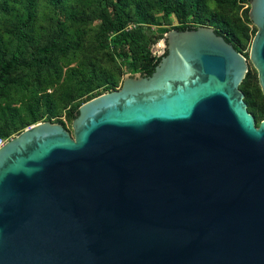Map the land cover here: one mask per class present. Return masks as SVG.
<instances>
[{
  "label": "water",
  "instance_id": "95a60500",
  "mask_svg": "<svg viewBox=\"0 0 264 264\" xmlns=\"http://www.w3.org/2000/svg\"><path fill=\"white\" fill-rule=\"evenodd\" d=\"M249 60L264 94V0ZM148 70L63 124L0 146V264H264V118L246 58L209 26L172 28Z\"/></svg>",
  "mask_w": 264,
  "mask_h": 264
},
{
  "label": "trees",
  "instance_id": "16d2710c",
  "mask_svg": "<svg viewBox=\"0 0 264 264\" xmlns=\"http://www.w3.org/2000/svg\"><path fill=\"white\" fill-rule=\"evenodd\" d=\"M230 1L235 3L237 0ZM62 5L64 20L58 22L44 44H37L24 54L23 45L27 44L28 33L34 25L37 2L0 0L2 13H12L15 17L12 28L7 30L8 36H0V133L6 136L17 130L19 123H36L41 117V109L53 112L56 104L66 108L79 97L85 96L81 103L93 98L95 95L90 92L108 80L106 72L97 71L87 63L72 65L71 55L82 40V21L76 20ZM154 9L165 14L174 13L180 21L173 26L175 29L214 26V30L240 52L219 28L223 27V20L209 10L207 0H112V11L107 6L100 9V32L107 34L108 40L99 38V43L102 47H110L127 72L148 70L157 56L152 53V46L169 30L164 27L154 29L157 24ZM129 23L136 25L128 27ZM245 35L248 36L247 32ZM16 91H19L18 96L13 95ZM244 100L248 111L253 112L246 94ZM77 109L69 112L68 119L72 120Z\"/></svg>",
  "mask_w": 264,
  "mask_h": 264
},
{
  "label": "rangeland",
  "instance_id": "374dc122",
  "mask_svg": "<svg viewBox=\"0 0 264 264\" xmlns=\"http://www.w3.org/2000/svg\"><path fill=\"white\" fill-rule=\"evenodd\" d=\"M36 2V18L32 30L28 33V42L23 45L24 54L32 50L35 45L44 44L52 33V30L57 27L58 22L64 20L65 11L62 5L64 4L72 12L76 20L82 21L80 23L83 30L82 40L80 47L71 55L73 58L72 65L87 63L97 71L107 73V82L91 91L90 94L97 96L98 93L117 90L121 87L124 75L133 74L127 72L121 66L120 61L115 57L108 45L102 47L99 43V38L108 40V35L100 32V9L103 6H107L112 11V0H60V2L55 0H36ZM207 6L215 16L223 20V27L219 28L231 38L232 42L239 48L240 53L248 62V71L239 84V89L244 93V97L246 94L250 99L254 108V113H250L254 115L256 124H258L264 118V94L258 82L257 70L249 60L251 41L257 30L247 15L250 4L249 2H240L239 0L235 3H232L230 0H207ZM14 8L18 10L17 5ZM153 14L157 18V24L153 26L154 29L159 27L172 29L173 26L180 23L174 13L165 14L159 9H154ZM14 21L15 17L12 13L4 14L0 10V36H8L7 30L12 28ZM134 25L136 24L129 23L128 27ZM202 26H209L214 29V26ZM246 32L248 34L247 37L245 35ZM159 41L152 46L153 54H158L162 50ZM13 95L18 96L19 91H16ZM84 97L75 99L66 108H61L60 105L56 104L53 112L41 109V117L37 122L51 121L61 123L72 134V120L68 119V114L82 104L81 101ZM30 125L32 124H29L28 121L26 123H19L17 124V130L11 131L7 136L2 133L0 135L6 137L8 140Z\"/></svg>",
  "mask_w": 264,
  "mask_h": 264
},
{
  "label": "built area",
  "instance_id": "2783aa9c",
  "mask_svg": "<svg viewBox=\"0 0 264 264\" xmlns=\"http://www.w3.org/2000/svg\"><path fill=\"white\" fill-rule=\"evenodd\" d=\"M6 141L7 138L0 135V146H2Z\"/></svg>",
  "mask_w": 264,
  "mask_h": 264
}]
</instances>
